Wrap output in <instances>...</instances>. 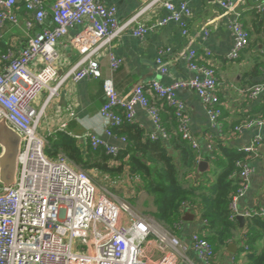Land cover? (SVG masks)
<instances>
[{
	"label": "built area",
	"instance_id": "2783aa9c",
	"mask_svg": "<svg viewBox=\"0 0 264 264\" xmlns=\"http://www.w3.org/2000/svg\"><path fill=\"white\" fill-rule=\"evenodd\" d=\"M23 1L27 44L18 52L8 50L0 54V119L6 117L22 136L17 182L10 187L0 183V264H210L214 258L213 247L199 233L192 235L193 257L172 229L162 228L154 217L135 214L126 200L114 197L67 156L48 157L46 147L60 142L61 136L40 132V119L46 106L37 108L33 103L43 90H48V100L58 95L59 87L68 79L102 77L98 56L127 31L143 37L151 29L175 21L187 33L188 2L180 0L176 6L164 0L169 14L148 26L138 16L121 23L117 7L106 4L105 0H52L49 10L45 0ZM17 3V0H0V27L21 23L22 13ZM220 4L225 10H233L230 1ZM231 27L235 35L231 56L237 58L250 38L239 20H234ZM76 29L71 44L82 55L62 74L56 66L61 54L59 48L64 38ZM109 59L112 71L122 64V59L111 50ZM188 60L190 68L197 73L193 78L170 85L157 80L147 84L139 82L129 98L119 94L112 78H105V103L99 112L105 122L104 133L113 135V127L124 120L132 122L140 105L148 110L162 137L168 139L161 127L160 108L150 98L152 94L173 106L178 132L194 149L199 148L189 128L185 104L176 97V92L178 89L197 92L216 122L220 115L215 107L219 82L211 66L197 62L195 50L190 51ZM263 91L264 82L248 88L251 96ZM246 125L262 126L264 117ZM90 139L94 149L102 146L113 156L119 152L100 135H90ZM259 139L243 151L255 153ZM1 150L0 146V154ZM240 165L241 185L230 204L231 217L236 220L238 215L264 218V208L243 213L238 210V200L244 195L252 173L248 163Z\"/></svg>",
	"mask_w": 264,
	"mask_h": 264
},
{
	"label": "crops",
	"instance_id": "0c3cea01",
	"mask_svg": "<svg viewBox=\"0 0 264 264\" xmlns=\"http://www.w3.org/2000/svg\"><path fill=\"white\" fill-rule=\"evenodd\" d=\"M170 1L176 6L180 3V0ZM186 1L190 9V15L185 19L187 33H184L182 25L175 21L151 29L143 37L127 31L114 39L111 46L98 56L102 77L77 81L68 79L59 87L58 95L49 100L48 90L41 91L33 102L37 108L46 106L40 119V132L45 135L67 133L75 137L83 149H86L88 144L92 146L90 135L97 134L107 144L116 146L119 150L125 149L127 142L123 138L104 133L105 122L99 115L105 103L104 79L112 78L119 94L125 98L131 96L133 88L139 82L147 84L157 80L164 85H170L178 80H188L197 75L196 71L190 68L188 60L190 51L195 50L197 62L215 70L219 82L215 107L220 111V115L214 122L206 103L197 92L190 89L177 90L176 97L185 104L190 131L199 143V148L194 149L188 142L198 154L192 181H203L206 186L211 187L214 179L210 173L222 166L221 161H215V153L220 154L223 147L241 150L260 138L257 151L246 155L244 162L252 168V173L247 189L237 205L241 213L264 208V125H246L251 120L264 117V91L256 96L248 93L250 86L264 82V0ZM221 1H230L233 10H225L220 4ZM18 3L17 9L22 13L21 23L17 26L7 25L1 30L0 54L4 49L18 52L27 44L28 30L24 26V15ZM105 3L117 7L121 23L138 16L140 22L150 26L169 14L164 0H105ZM234 20H239L250 36L248 46L237 58L231 56L235 43L231 27ZM76 31L77 29L70 32L59 48L61 54L56 66L62 74L82 55L71 44V38ZM109 50L122 59V64L116 71L110 68ZM208 53L211 55L208 56ZM150 98L159 106L161 120L165 126L176 132L173 124V106L167 100L158 99L152 94ZM130 123L140 128L145 135L155 134V138L160 137L179 161V151L174 149L169 139L162 137V131L158 129L146 108L138 105ZM238 126L243 127L237 129ZM203 161L207 166L201 171L199 164ZM91 174L100 182L111 181V177L105 173ZM209 175L211 181L207 184L206 178ZM120 180H124L130 194L142 191L139 178L125 175L116 182H121ZM186 213L193 214L194 217L184 220ZM237 222L238 227L233 230L234 238L227 241L210 264L249 263L248 253L244 252L239 257L237 255L239 248L245 244L244 225L241 226L238 220ZM173 231L188 246V254L195 257L192 235H204L207 232L206 221L202 220L191 206L185 204L181 221ZM233 244L237 246L236 253L229 249Z\"/></svg>",
	"mask_w": 264,
	"mask_h": 264
},
{
	"label": "trees",
	"instance_id": "16d2710c",
	"mask_svg": "<svg viewBox=\"0 0 264 264\" xmlns=\"http://www.w3.org/2000/svg\"><path fill=\"white\" fill-rule=\"evenodd\" d=\"M45 2L49 10L53 1ZM18 5L24 12V1ZM6 26L0 27V32ZM5 52L7 49L3 50ZM172 114L176 132L166 127L162 120L161 127L174 149L179 151V161L160 137L152 139L126 120L112 128L114 135L127 142L126 148L119 150L116 156L107 153L104 147L93 149L88 144L83 149L76 138L67 133H62L61 141L47 146L45 152L50 158L64 154L88 173H105L113 180L125 175L139 178L141 190L155 196V216L172 230L181 221L183 205L188 204L206 221L207 232L200 235L211 243L215 256L228 240L234 238L233 230L239 224L231 217L230 204L241 185L240 164L246 160L248 153L243 149L221 148L220 154L215 153V161H221L222 166L210 173L214 179L211 187L203 181L194 183L192 179L198 154L178 133L177 119L173 111ZM210 175L206 178L207 184H210ZM243 228L245 244L239 248L238 257L245 252L249 256L248 264H264V218L258 215L248 217Z\"/></svg>",
	"mask_w": 264,
	"mask_h": 264
},
{
	"label": "water",
	"instance_id": "95a60500",
	"mask_svg": "<svg viewBox=\"0 0 264 264\" xmlns=\"http://www.w3.org/2000/svg\"><path fill=\"white\" fill-rule=\"evenodd\" d=\"M0 146L2 148L0 154V183L6 187H10L17 182L19 155L22 150V136L8 123L6 117L0 119ZM206 166V162H200L199 169L202 171ZM193 217V214L186 213L183 219L188 220ZM237 220L241 226L244 225L245 218L242 215H238ZM229 249L233 253L237 252V246L234 244Z\"/></svg>",
	"mask_w": 264,
	"mask_h": 264
},
{
	"label": "rangeland",
	"instance_id": "374dc122",
	"mask_svg": "<svg viewBox=\"0 0 264 264\" xmlns=\"http://www.w3.org/2000/svg\"><path fill=\"white\" fill-rule=\"evenodd\" d=\"M92 177L93 174L90 173ZM95 178V177H94ZM97 180V178H96ZM121 182H116V180L111 179L110 183L107 182H97L100 186L106 188L114 197L117 199L126 200L130 206L132 211L139 216H150L154 217L156 222L162 226V228H167V225L161 222L156 216L155 213L157 211V205L155 203V196L153 194H146L147 192L136 191L135 194H130L128 187L124 183V180H120ZM128 184V183H127ZM137 190V188L135 189Z\"/></svg>",
	"mask_w": 264,
	"mask_h": 264
}]
</instances>
